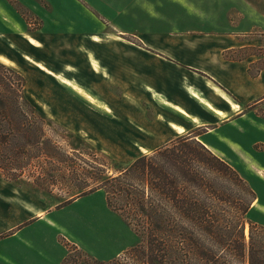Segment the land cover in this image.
I'll use <instances>...</instances> for the list:
<instances>
[{
    "label": "crops",
    "instance_id": "crops-1",
    "mask_svg": "<svg viewBox=\"0 0 264 264\" xmlns=\"http://www.w3.org/2000/svg\"><path fill=\"white\" fill-rule=\"evenodd\" d=\"M254 1L102 0L101 11L81 4L94 26L68 22L42 40L52 57L35 60L81 106L87 120L77 132L90 142L145 154L193 134L232 168L240 162L224 152L247 166L248 150H264V15ZM99 192L50 207L0 175V264H60L64 210Z\"/></svg>",
    "mask_w": 264,
    "mask_h": 264
},
{
    "label": "trees",
    "instance_id": "trees-1",
    "mask_svg": "<svg viewBox=\"0 0 264 264\" xmlns=\"http://www.w3.org/2000/svg\"><path fill=\"white\" fill-rule=\"evenodd\" d=\"M24 88V77L0 62V175L8 179L21 177L34 159L47 161L51 151L67 158L47 137L44 125L52 120L25 98ZM68 169L62 177L71 186L58 206L101 189L108 208L144 238L110 260L62 238L67 254L60 264H264V227L246 217L256 199L253 189L193 134L176 136L111 174L99 162L91 183L83 169ZM47 174V187L43 174L30 177L52 193L55 175L51 168Z\"/></svg>",
    "mask_w": 264,
    "mask_h": 264
},
{
    "label": "rangeland",
    "instance_id": "rangeland-1",
    "mask_svg": "<svg viewBox=\"0 0 264 264\" xmlns=\"http://www.w3.org/2000/svg\"><path fill=\"white\" fill-rule=\"evenodd\" d=\"M101 2L102 0H0V56L5 55L12 61L0 59V62L24 77L25 98L52 120V122L46 121L44 125L47 128V137L67 155L66 160L61 161V156L58 157L56 154L54 156L51 151V158H47V161L42 158L32 160L23 170L21 178L14 179L27 198L43 199L46 206L57 207L67 197L66 190L71 183L67 180L68 176L63 178L62 175L69 172V167L76 166L80 170L83 169L87 175H90L88 181L91 183L99 162L104 163L108 174H111L115 168L127 166L140 155V153L109 151L108 145H105L107 143L102 142L100 138L93 143L88 140L86 134L80 136L77 126L87 120L78 110L81 106L68 102L66 89L56 86L44 70H41L44 68L40 69L42 63L35 60L37 57L45 58L46 52L48 55L46 58L52 57L54 53L44 48L42 40L48 41L55 32L60 33L62 27L68 26V22H76L75 26L78 29L92 28L94 21L85 15L81 4L85 7L95 6L101 11ZM254 3L260 7L261 14L264 15V0H255ZM180 5L179 11H187L182 4ZM89 10L93 11L92 8ZM33 37L41 40L35 45L30 44L26 39L31 40ZM257 50L258 48H254L249 51L257 52ZM25 53L32 57L26 56L25 59L23 57ZM70 92L77 98L80 97L75 92ZM97 124L105 128L103 124ZM248 152L254 158V162L247 160V166L228 152L224 154L234 164L240 162L238 169H234L255 193L256 199L246 215L248 221L264 227V150L259 151V148L255 147ZM56 167L62 170L55 171ZM49 168L55 175L54 183L50 185L52 193L41 190L33 183L34 181L28 179L34 173L43 174L44 185L49 186L46 179ZM104 196V191L100 189V192L94 196L83 197L77 208L68 206L64 210L63 222L69 241L76 242V245L89 256L110 260L123 256L126 249L140 243L144 237L141 229L126 224L119 213L107 207ZM248 232L249 226L245 223L246 239Z\"/></svg>",
    "mask_w": 264,
    "mask_h": 264
}]
</instances>
